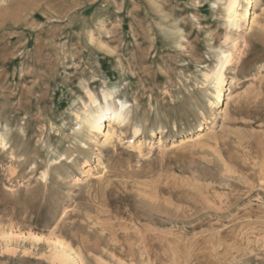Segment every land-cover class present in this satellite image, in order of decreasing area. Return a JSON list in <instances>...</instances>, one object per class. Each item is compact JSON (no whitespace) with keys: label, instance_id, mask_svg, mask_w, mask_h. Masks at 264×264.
Returning <instances> with one entry per match:
<instances>
[{"label":"rangeland","instance_id":"1","mask_svg":"<svg viewBox=\"0 0 264 264\" xmlns=\"http://www.w3.org/2000/svg\"><path fill=\"white\" fill-rule=\"evenodd\" d=\"M241 1L235 31L229 0H0V264H60L58 239L77 264H264V0ZM105 93L129 122L103 136Z\"/></svg>","mask_w":264,"mask_h":264},{"label":"bare ground","instance_id":"2","mask_svg":"<svg viewBox=\"0 0 264 264\" xmlns=\"http://www.w3.org/2000/svg\"><path fill=\"white\" fill-rule=\"evenodd\" d=\"M242 1L241 0H229L227 6L225 7L226 17L229 21V26L232 27L235 31L241 30L244 26H251L253 21L250 22L252 16V10L247 6L244 8L243 12H241ZM233 54L229 53L224 55L222 67L219 71L215 73V88L218 92V98L220 99L223 89V83L225 79V71L228 66L233 63ZM231 98V97H230ZM230 98H228L230 100ZM105 106H99L96 108L94 114L90 117V125L89 128L96 135H107L106 129L116 124L118 126H126L129 122V114L127 110V103L119 100L117 105H112L113 97L111 94H104ZM94 103H98L96 99H94ZM228 103V102H227ZM228 105L226 104L227 108ZM226 115V110L224 111ZM90 115V113L88 114ZM3 140V139H2ZM1 140V141H2ZM183 141V142H182ZM189 139H183L180 142H188ZM1 144V143H0ZM14 234H9V239H12ZM32 239L36 241H40L41 237L39 236H31ZM125 242V241H124ZM53 248L54 261L59 262L60 264H77L76 258L74 254V249L67 242L58 240H51L50 242Z\"/></svg>","mask_w":264,"mask_h":264}]
</instances>
